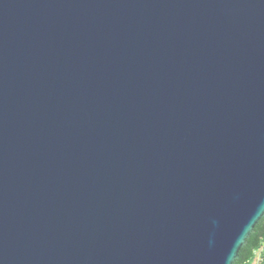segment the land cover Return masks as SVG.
Segmentation results:
<instances>
[{
    "label": "water",
    "instance_id": "water-1",
    "mask_svg": "<svg viewBox=\"0 0 264 264\" xmlns=\"http://www.w3.org/2000/svg\"><path fill=\"white\" fill-rule=\"evenodd\" d=\"M262 219L264 0H0V264H233Z\"/></svg>",
    "mask_w": 264,
    "mask_h": 264
},
{
    "label": "trees",
    "instance_id": "trees-1",
    "mask_svg": "<svg viewBox=\"0 0 264 264\" xmlns=\"http://www.w3.org/2000/svg\"><path fill=\"white\" fill-rule=\"evenodd\" d=\"M263 241L264 226L258 223L255 226L253 232L251 233L249 239L246 241V244L240 250L239 257L237 260L242 262V264H248L252 260L254 252L260 248Z\"/></svg>",
    "mask_w": 264,
    "mask_h": 264
},
{
    "label": "rangeland",
    "instance_id": "rangeland-1",
    "mask_svg": "<svg viewBox=\"0 0 264 264\" xmlns=\"http://www.w3.org/2000/svg\"><path fill=\"white\" fill-rule=\"evenodd\" d=\"M251 261L264 262V241L262 242L260 248L254 252ZM250 262L248 264H250Z\"/></svg>",
    "mask_w": 264,
    "mask_h": 264
},
{
    "label": "clouds",
    "instance_id": "clouds-1",
    "mask_svg": "<svg viewBox=\"0 0 264 264\" xmlns=\"http://www.w3.org/2000/svg\"><path fill=\"white\" fill-rule=\"evenodd\" d=\"M262 226H264V220L259 222ZM243 247V245H241ZM233 264H242L239 260H234ZM250 264H264V262H258V261H251Z\"/></svg>",
    "mask_w": 264,
    "mask_h": 264
}]
</instances>
